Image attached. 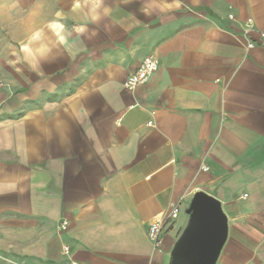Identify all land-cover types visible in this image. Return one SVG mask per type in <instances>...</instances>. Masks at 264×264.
<instances>
[{
    "label": "crops",
    "instance_id": "crops-1",
    "mask_svg": "<svg viewBox=\"0 0 264 264\" xmlns=\"http://www.w3.org/2000/svg\"><path fill=\"white\" fill-rule=\"evenodd\" d=\"M198 192L264 264V0H0V264H166Z\"/></svg>",
    "mask_w": 264,
    "mask_h": 264
},
{
    "label": "water",
    "instance_id": "water-1",
    "mask_svg": "<svg viewBox=\"0 0 264 264\" xmlns=\"http://www.w3.org/2000/svg\"><path fill=\"white\" fill-rule=\"evenodd\" d=\"M186 216L166 257V264H218L230 231L222 203L198 192L191 200Z\"/></svg>",
    "mask_w": 264,
    "mask_h": 264
},
{
    "label": "built area",
    "instance_id": "built-area-1",
    "mask_svg": "<svg viewBox=\"0 0 264 264\" xmlns=\"http://www.w3.org/2000/svg\"><path fill=\"white\" fill-rule=\"evenodd\" d=\"M232 19L233 16H230ZM250 31H246L245 34L248 36ZM159 61L154 58H145L137 71L129 76L125 82V88L128 91L135 90L138 86L145 84L149 78L159 70ZM209 170V168H206ZM182 203L179 202L174 204L173 209L167 217L155 218L151 223L148 231L149 239L151 240L153 246L158 249L162 243V237L166 232L171 230L174 227L176 220L178 219L181 213ZM67 223L61 225V229L65 230ZM65 252L68 254V248H65Z\"/></svg>",
    "mask_w": 264,
    "mask_h": 264
},
{
    "label": "clouds",
    "instance_id": "clouds-1",
    "mask_svg": "<svg viewBox=\"0 0 264 264\" xmlns=\"http://www.w3.org/2000/svg\"><path fill=\"white\" fill-rule=\"evenodd\" d=\"M23 47V49L26 51L27 50V46L25 45V46H22Z\"/></svg>",
    "mask_w": 264,
    "mask_h": 264
}]
</instances>
